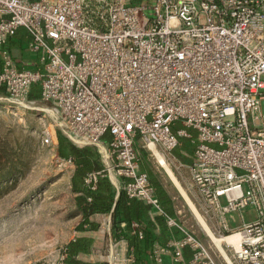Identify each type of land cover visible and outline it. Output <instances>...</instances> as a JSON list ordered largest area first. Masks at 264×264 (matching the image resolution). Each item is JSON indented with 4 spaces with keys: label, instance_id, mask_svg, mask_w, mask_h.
Wrapping results in <instances>:
<instances>
[{
    "label": "built area",
    "instance_id": "2783aa9c",
    "mask_svg": "<svg viewBox=\"0 0 264 264\" xmlns=\"http://www.w3.org/2000/svg\"><path fill=\"white\" fill-rule=\"evenodd\" d=\"M21 29L37 70L18 68L7 48ZM0 59V89L12 103L38 108L30 95L39 85L40 102L58 115L42 132L45 146L57 147L59 127L78 148L98 149L103 167L84 178L91 192L108 179L116 197L143 202L182 234L154 245L153 264L167 254L173 264H221L179 216L164 212L142 170L140 149L171 153L181 138L193 147L192 185L218 232L241 235L238 249L228 244L226 264H264V0H0ZM61 160L76 166L72 156ZM248 208L257 219L238 225L236 214ZM130 235L145 239L138 222ZM108 249L107 264L137 262L124 240ZM70 258L67 244L54 259L26 264Z\"/></svg>",
    "mask_w": 264,
    "mask_h": 264
},
{
    "label": "rangeland",
    "instance_id": "374dc122",
    "mask_svg": "<svg viewBox=\"0 0 264 264\" xmlns=\"http://www.w3.org/2000/svg\"><path fill=\"white\" fill-rule=\"evenodd\" d=\"M37 105L25 111L9 100L5 90L0 91V264L54 259L79 230L81 211L72 191L76 166L62 162L59 140L56 148L43 144V130L53 129L51 124L59 122V117L50 104ZM180 127L177 124L175 129ZM56 131L57 136L60 132L64 135L59 127ZM109 137L103 139L105 143ZM180 140L182 145L171 153L140 149L142 170L164 184L175 198L182 222L221 264H226L233 249L227 242H222L220 248L214 238L233 234L218 232L213 213L192 185L189 166L193 147L189 140ZM159 155L171 165L181 186H176L160 166ZM100 160L102 163L101 156ZM242 217L245 222L257 219L251 208L236 214L238 225H242Z\"/></svg>",
    "mask_w": 264,
    "mask_h": 264
},
{
    "label": "crops",
    "instance_id": "0c3cea01",
    "mask_svg": "<svg viewBox=\"0 0 264 264\" xmlns=\"http://www.w3.org/2000/svg\"><path fill=\"white\" fill-rule=\"evenodd\" d=\"M29 41L30 37L28 32L25 29H21L9 40L7 48L11 52L18 68L37 70L38 56L30 52L28 48ZM152 179H154L161 189V193L159 194V191L157 190V194L164 212L170 217H178L179 215L178 210L176 209L175 198L166 190L164 184L156 180L154 177H152ZM158 186L155 185L156 188ZM139 203L145 206L146 210L144 212L134 211L132 214L134 216L139 215L138 217L143 223L142 227L146 228L149 235H152L151 240L146 239L143 242L138 240L137 244L140 247L135 248L130 242V238L134 239V237L130 235L131 227H128V223L120 212H115L113 210L110 213L93 214L89 216L88 221L84 223V225L82 223L83 221L85 222V218L81 213V220L78 227L79 230L75 232L76 236H78L76 241L87 239L91 241V245L88 251H80L74 256L71 255L69 260L70 264H107L109 244L112 241L122 240H124L127 245L134 248L137 257L136 263L153 264L150 259V253L154 245H166L173 238L181 237L182 234L178 230L170 229L166 224L165 217L156 215L153 219L151 217V207L141 201H139ZM133 222L139 223V221L133 219L130 224ZM81 226H83L82 229H80ZM191 256L192 252L189 249L185 250V259L189 260ZM165 264H173L170 254L165 256Z\"/></svg>",
    "mask_w": 264,
    "mask_h": 264
},
{
    "label": "trees",
    "instance_id": "16d2710c",
    "mask_svg": "<svg viewBox=\"0 0 264 264\" xmlns=\"http://www.w3.org/2000/svg\"><path fill=\"white\" fill-rule=\"evenodd\" d=\"M2 70V62H0V72ZM4 89H0L3 91ZM32 100L41 101V90L40 86H34L32 88V92L30 95ZM58 154L61 158H69L74 157L76 159V170L72 177V191L76 195L77 207L83 214L86 223L88 221L89 216L96 213H110L113 210L115 212H120L123 214L125 221L128 223V227H131L130 222L133 219L139 221L141 228L145 233V239L140 240L141 242L146 239L151 240L152 235L146 231V228L142 227L143 223L141 219L138 217L139 215H133L134 211L136 212H144L146 207L139 203L138 200H129L126 194L121 193L118 197H116V192L114 187L110 183L108 179H101L99 181V186L96 192H91L84 183V178L87 173L92 171H99L102 169L103 165L100 160V153L96 147L87 146L85 148H78L75 146L70 139L64 136L61 132L58 133ZM153 184H158L152 179ZM159 187V186H158ZM157 190L160 192V187ZM88 198H91L92 201L88 202ZM81 224V225H82ZM83 226L80 227L82 229ZM138 239L134 237V239L130 238L131 244L135 246V248H139L140 246L137 244ZM91 245V241L87 239L79 240L74 243H70V253L72 256L77 254L80 251H88ZM138 264V263H136Z\"/></svg>",
    "mask_w": 264,
    "mask_h": 264
},
{
    "label": "bare ground",
    "instance_id": "6f19581e",
    "mask_svg": "<svg viewBox=\"0 0 264 264\" xmlns=\"http://www.w3.org/2000/svg\"><path fill=\"white\" fill-rule=\"evenodd\" d=\"M158 158H159V164H160V166L163 167L164 170H165V172L169 175V177H171L173 183L176 186H181L180 185V181L178 180V178L176 177V175L174 174V172H173V170L171 168V165L161 155H159ZM188 200L191 203L190 199H188ZM197 216H199V215H197ZM214 239H215V242L217 243V245L220 248H221L222 242H227L228 244L234 245V247L236 249H238L239 246H240V242H241V235L238 234V233H236V234H233L232 236L222 237V238H214Z\"/></svg>",
    "mask_w": 264,
    "mask_h": 264
}]
</instances>
